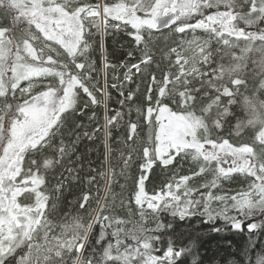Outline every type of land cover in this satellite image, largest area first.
<instances>
[{"label":"snow or ice","instance_id":"6c2138e0","mask_svg":"<svg viewBox=\"0 0 264 264\" xmlns=\"http://www.w3.org/2000/svg\"><path fill=\"white\" fill-rule=\"evenodd\" d=\"M0 16L11 19L10 25L0 24V264H187L189 258L191 264H205L198 238L179 245L170 239L162 254H155L160 237L153 233L163 225L148 228L145 221L161 211L181 220L204 217L210 233L230 229L246 235L236 258L225 257L221 264H264V99L259 98L264 95V0H0ZM161 29H168L167 34ZM122 30L141 53L137 63L117 65L104 55L105 36ZM197 30L206 38L180 37L175 46L161 49L170 61L161 69L155 42ZM97 34L99 66L90 58ZM218 55L229 57V63L217 62ZM154 63L161 75L153 72L144 92L137 85L125 94L133 77L143 78ZM118 68L126 69L122 80ZM250 69L254 94L238 100L249 86ZM109 89L123 97L112 114ZM17 95L22 103L16 102ZM238 103L247 117L238 120L236 134L251 129V143L233 144L220 134L233 115L231 106ZM100 105L103 124L77 132L84 125L73 116ZM96 119L95 112L88 116L90 122ZM141 120L146 140L138 132ZM69 121L74 127L68 128L72 139L66 142L62 129ZM122 126L127 153L120 152L119 175L127 176L134 155L141 160L127 198L129 205L134 201L139 221L131 219L130 207L128 218L115 214L117 199L120 207L126 206L125 186L117 196L112 190L115 168L103 167L112 152L113 129ZM101 136L105 153L96 175L91 174L96 169L81 175L82 163L65 167L73 163L68 158L83 139L94 142ZM85 147L76 161L85 159L95 144ZM188 157L197 166L179 175ZM58 165L68 175L61 173L49 189L42 173ZM157 165L173 175L159 193L148 195L146 181ZM98 177L108 179L105 197L81 192L77 202L84 212L53 223L50 214L72 182H86L91 191ZM224 182L246 187L225 189ZM90 239L98 247H90Z\"/></svg>","mask_w":264,"mask_h":264},{"label":"trees","instance_id":"16d2710c","mask_svg":"<svg viewBox=\"0 0 264 264\" xmlns=\"http://www.w3.org/2000/svg\"><path fill=\"white\" fill-rule=\"evenodd\" d=\"M108 2H112V0H108ZM0 24H11L10 18L0 17ZM23 27H27L26 24H23ZM93 33H95V29L91 30ZM128 31H131L130 27L128 28ZM161 32L167 34L168 29H163ZM19 33L17 32V35ZM157 36L160 35V33H156ZM192 35L199 36L201 38H206L207 34L201 30H197L196 33H191L190 31L185 34H174L169 40H163L160 39L156 41V47L153 49V52L155 54V61L156 63H159L160 68L166 70L169 66L170 61L164 59V52L161 51V49H164V51H167L166 45L175 46V43L173 41L175 40L178 42V38L182 37L185 39H191ZM94 43V51L90 52V58L95 60L97 62V65L99 66L100 62V50H99V44L98 41L100 40L99 34L95 35L93 38ZM105 56L108 57L109 62L113 64H131V63H137L139 61V57L141 53L136 50V45L134 41L131 39L130 36L126 34L125 31H119V32H112L111 34L105 36ZM214 47H217L215 45V42L213 41ZM132 52V55L129 56L128 53ZM172 60H174V55L171 57ZM229 57L224 56L223 59H220V56H217V62L224 63L227 65L229 63ZM156 63H154L151 66V69L149 73L143 78L141 77V74H136L133 77V82L130 84H127L125 87V94H127L128 90L135 91L137 88V85H139V92H144L147 88V82L151 78V74L155 72L158 76L161 75L160 71L156 68ZM126 69L125 68H118L117 69V75L120 77V79H123V73ZM135 71V70H133ZM249 86L247 90L242 89L240 95L237 97V99H241L242 96H252L254 94V84L255 80L253 79L251 69L249 70ZM103 74L100 76L101 86L103 85ZM109 84H111L112 81V73L111 70L109 71L108 76ZM111 93V98L107 101L108 103V111L109 114H112L114 110L120 109V105L117 103V101L123 99L119 95L118 92H116L115 89H109ZM139 92L137 95H139ZM100 95V94H98ZM260 99H264V95H260ZM83 99H87V97H84ZM207 100V97L203 98L201 101L204 102ZM16 102L22 103L23 98L17 95ZM82 101L78 102V108L81 106ZM233 115L229 118H227V122L225 124L224 130L221 131V135L225 138H228L230 142L233 144H241V143H251V135L252 130L251 129H241V132L239 135L236 134V124L238 120H245L247 117L246 111L242 108L241 104H236L231 106ZM126 111V109H124ZM92 112L96 113L97 119L96 121L90 122L88 120V116L92 114ZM84 115L81 116L79 112H77L73 119L76 123L84 125V129H76L77 132L88 130L92 131L94 128H96L99 125L103 124V117L105 114V109L103 105L96 106V107H90L88 109H84ZM129 118L126 115L125 121H127ZM131 119L134 121L136 119L135 112L132 113ZM69 127H74L71 121H69L64 129H62V132L65 133L64 139L66 142L70 141L72 137H69L66 133L68 131ZM102 131V130H101ZM138 132L142 139H147V126L143 124V121L141 120V127L138 129ZM60 140V137H56L54 140V143L58 144ZM125 140H126V129L125 127H120L119 129H113V139L109 141L110 146L112 148L111 155L109 156V161L107 165H104L105 170L111 169L113 166L115 168L116 181L114 184H112V190L117 196L121 193V185L125 186L124 191V197H125V207L119 206V199L116 201V208H115V214L118 215L121 218H128V209L129 207L133 210L134 215L131 217L134 221H139V211L136 208V205L134 201L129 205L127 203V198L129 194L132 192V189L134 187V178L138 177L140 174L139 171V163L141 162L140 159H138L135 155L133 156V163L131 164V167L127 171V176H120V170L123 167L122 163L120 162V152L124 151L127 153V149L125 148ZM95 144V148L93 151L87 154L86 158L82 161H76L75 157L79 155L82 152H86V145H92ZM130 143V142H128ZM104 153L105 148L104 144L102 142V136L101 139H98L96 141H89L87 138L83 139L81 143L77 146L76 152L72 154L71 157L68 159L72 160L73 163H68L65 165V167H80L81 163L83 164V172L81 175L87 176L90 169H96V172H92V175H96L97 172L101 170L102 162L104 160ZM48 155H53V153H47ZM91 162V163H89ZM196 162H193L190 157L186 158L183 162L181 167V170L179 172V175L188 174L191 169L196 168ZM65 167H60L59 165L51 170H48L46 172H43L42 174L45 175L46 179V187L49 189L52 188V186L56 183L57 179H61V173H63L64 176H67L68 173L65 171ZM111 175V173H109ZM173 175L171 171L162 169L160 166H155L153 169V174L149 176V180L146 181L145 190L148 193V195H152L154 192L159 193L161 190V187L165 185L166 183L170 182V177ZM99 183H94L91 186V191H89V186L86 184V182H72V186L70 188H67V190L64 191L61 198L57 201V207L55 210L50 214V219H52L53 223L59 225L62 221H71L72 217L77 215L78 213H83L84 210L79 208L77 197L81 194V192L88 193L89 195H99V197L103 198L106 195V190L108 187V179H99ZM246 187V185H239V184H232L230 185L229 182H224L225 189L229 187ZM97 188L99 189V192L97 193ZM20 199H23L21 197ZM104 200L101 199V203H103ZM109 203L111 202V199L109 198ZM51 205V200H50ZM92 207H96V203L92 202ZM150 211V210H149ZM204 217L201 216H192L185 218L184 220L179 219L178 216H173L171 214V211H161L156 214H152L147 218L145 221V226L148 228H155L156 224L159 223L163 225L161 230L159 232L153 233L154 235H157L160 237V240L157 241V247L160 249V251L156 252L155 254L160 255L162 254L163 249L167 246L168 241L171 239L174 241L177 245L181 243H187L189 238H198L199 240V247L197 249L200 257L204 258L205 264H208L209 260H212V257L215 255V259L212 260V264H221V261L223 258L227 257L228 259L236 258V252L238 249H242L245 244L248 241V237L243 234H237L234 231L230 229H225V231L221 233H215V232H209V228L211 225L204 223ZM218 223H220L218 221ZM127 227L131 228L132 225L129 224ZM58 230V229H57ZM99 226L95 229V232H98ZM110 238V237H109ZM90 247H98L94 244V242L90 239ZM187 264H191V258L188 259Z\"/></svg>","mask_w":264,"mask_h":264},{"label":"bare ground","instance_id":"6f19581e","mask_svg":"<svg viewBox=\"0 0 264 264\" xmlns=\"http://www.w3.org/2000/svg\"><path fill=\"white\" fill-rule=\"evenodd\" d=\"M0 17H3V16H0ZM21 27H23V25H21Z\"/></svg>","mask_w":264,"mask_h":264},{"label":"rangeland","instance_id":"374dc122","mask_svg":"<svg viewBox=\"0 0 264 264\" xmlns=\"http://www.w3.org/2000/svg\"><path fill=\"white\" fill-rule=\"evenodd\" d=\"M105 51V50H104ZM104 55H105V52H104Z\"/></svg>","mask_w":264,"mask_h":264},{"label":"water","instance_id":"95a60500","mask_svg":"<svg viewBox=\"0 0 264 264\" xmlns=\"http://www.w3.org/2000/svg\"><path fill=\"white\" fill-rule=\"evenodd\" d=\"M162 30V29H161Z\"/></svg>","mask_w":264,"mask_h":264}]
</instances>
